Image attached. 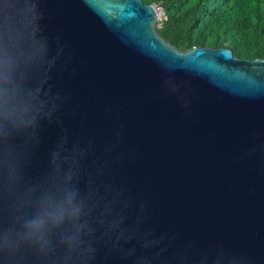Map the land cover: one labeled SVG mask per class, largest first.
I'll return each instance as SVG.
<instances>
[{
  "label": "water",
  "instance_id": "obj_1",
  "mask_svg": "<svg viewBox=\"0 0 264 264\" xmlns=\"http://www.w3.org/2000/svg\"><path fill=\"white\" fill-rule=\"evenodd\" d=\"M158 12L143 0H0V74L56 109L32 173L62 129L91 144L84 181L103 221L47 255L0 240V264H264V57L180 49Z\"/></svg>",
  "mask_w": 264,
  "mask_h": 264
},
{
  "label": "clouds",
  "instance_id": "obj_2",
  "mask_svg": "<svg viewBox=\"0 0 264 264\" xmlns=\"http://www.w3.org/2000/svg\"><path fill=\"white\" fill-rule=\"evenodd\" d=\"M2 66L6 70L7 62ZM55 111L46 100L23 92L6 71L0 74V187L7 200L0 240L5 251L13 244L45 255L59 247L71 250L103 223L84 181L91 144L83 146L62 129L43 173H32L41 129L56 120Z\"/></svg>",
  "mask_w": 264,
  "mask_h": 264
},
{
  "label": "trees",
  "instance_id": "obj_3",
  "mask_svg": "<svg viewBox=\"0 0 264 264\" xmlns=\"http://www.w3.org/2000/svg\"><path fill=\"white\" fill-rule=\"evenodd\" d=\"M167 14L159 32L180 49L227 46L242 58L264 57V0H143Z\"/></svg>",
  "mask_w": 264,
  "mask_h": 264
},
{
  "label": "built area",
  "instance_id": "obj_4",
  "mask_svg": "<svg viewBox=\"0 0 264 264\" xmlns=\"http://www.w3.org/2000/svg\"><path fill=\"white\" fill-rule=\"evenodd\" d=\"M157 9L159 11L158 12V26H161L163 21L165 19H167V14H166V11L164 10V8L161 5H159Z\"/></svg>",
  "mask_w": 264,
  "mask_h": 264
}]
</instances>
